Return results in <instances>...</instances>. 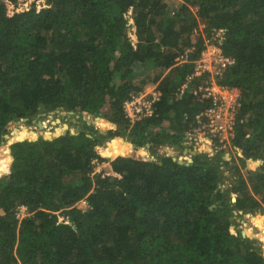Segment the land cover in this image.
Returning a JSON list of instances; mask_svg holds the SVG:
<instances>
[{
	"label": "trees",
	"instance_id": "16d2710c",
	"mask_svg": "<svg viewBox=\"0 0 264 264\" xmlns=\"http://www.w3.org/2000/svg\"><path fill=\"white\" fill-rule=\"evenodd\" d=\"M218 29L235 58L219 82L242 92L230 157L145 160L149 143L156 154L183 147L196 115L213 105L192 92L199 78L182 98L176 90L203 34ZM186 48L189 60L177 62ZM149 84L154 113L131 122L124 102ZM58 109L94 123L74 134L63 124L46 138L54 134L46 116ZM22 118L41 122L38 133L22 127L6 139ZM116 137L130 145L100 147ZM260 210L264 0H0V264H264L235 219ZM253 220L264 243V218Z\"/></svg>",
	"mask_w": 264,
	"mask_h": 264
},
{
	"label": "built area",
	"instance_id": "2783aa9c",
	"mask_svg": "<svg viewBox=\"0 0 264 264\" xmlns=\"http://www.w3.org/2000/svg\"><path fill=\"white\" fill-rule=\"evenodd\" d=\"M130 24V35L136 39L133 19L130 20ZM225 34L226 29L215 30L211 37L203 34L204 48L193 61L192 72L186 76L176 90V97L182 98L191 88L192 82L199 78L201 82L192 89V92L201 100L211 99L213 102L211 107L196 115L198 126L186 131L183 138L186 146L200 147L198 153L209 158L219 155L230 157L233 151L232 139L236 124L240 120L239 112L242 105L241 90L219 82V79L235 63V58L226 54L221 46ZM193 50L194 48H186L180 51L176 61L187 62ZM158 99L156 86L150 84L143 92L133 94L124 102L125 117L131 122H136L152 116L154 103ZM180 157L189 161L186 155ZM82 203L86 204V202Z\"/></svg>",
	"mask_w": 264,
	"mask_h": 264
},
{
	"label": "rangeland",
	"instance_id": "374dc122",
	"mask_svg": "<svg viewBox=\"0 0 264 264\" xmlns=\"http://www.w3.org/2000/svg\"><path fill=\"white\" fill-rule=\"evenodd\" d=\"M30 1H33V0H30ZM204 28H205V24L203 22H200L199 30H198L197 33H195V35L199 34L200 32L202 33ZM149 85H147V86H149ZM67 112L68 111H65L63 109H58L53 114H48L46 116V119H48V122H47V127L45 128V130L51 131L52 133H55L56 132V127H61L64 123H66L68 125V127H69V130L72 131V133H73L75 131V129L77 128V126L84 124L83 123L84 121H86L89 125H92L94 123V120H93L92 116H82V117H80L79 115H77L75 113L70 114V113H67ZM49 115H52V116H49ZM57 119H59L60 122H57ZM20 120H18V121H20ZM18 121H16L14 123L15 126L17 127V129L25 127V128H27L29 130H34V131H36L38 133V126H37L38 124L36 123V120H35V122H32V123H30L29 120H27V121L21 120L20 121L21 123L17 124ZM54 122H56V123H54ZM100 130L102 132L105 131V130H103L101 128H100ZM111 140L124 141L126 144H129L127 142V138L126 137H116V138H107L105 143H104V145L100 146V147H104L105 145H108L109 141H111ZM151 146H152V144L149 143L146 147L141 148V156H143L144 158H147V159H151V160L154 159V160L157 161L158 158H159V155H162V154H160V153L156 154V152L154 153L153 152V148ZM98 150H99V153L103 155V153L100 151V148ZM182 151H186V154H187L186 156H189L190 152H195V154L193 155V156H195L197 154V152H198V151L194 150V147L191 150L189 146L188 147L184 146V147H181V148L178 147L175 150L176 153H180V154H182ZM172 152H174V151H172ZM193 156H192V159L189 160L188 162L186 161V159L183 160L182 157H179L177 160L181 161V162L191 163V162H193ZM105 166H106L105 163L97 164L96 171H100ZM224 170H225V184H226V186H230V184L234 180V177L232 176L231 172L229 171V169H228V167L226 165L224 166ZM79 207L84 209L86 207V205L84 203H80ZM20 214L22 216L24 215V213H22V212ZM256 215L263 216V218H264V212L261 211V210L256 212V213L236 214L235 215V219H236V223L238 224L237 225V230H240L241 232L245 231L247 237H250L252 239H256L258 241L259 245L261 246L262 251L264 253V243H263V241H261L260 230L254 225L255 221L253 220V218ZM60 220L63 221L64 218L60 217Z\"/></svg>",
	"mask_w": 264,
	"mask_h": 264
},
{
	"label": "crops",
	"instance_id": "0c3cea01",
	"mask_svg": "<svg viewBox=\"0 0 264 264\" xmlns=\"http://www.w3.org/2000/svg\"><path fill=\"white\" fill-rule=\"evenodd\" d=\"M181 145L183 147L186 146L184 141L181 142ZM178 147H180V146H178V145H164V146L159 147L157 152L162 154V155L173 156L176 159H178L181 155H186V151H182V154L176 153L175 150ZM186 147H188V146H186ZM190 149L192 150V147H190ZM194 150H197V148L194 147ZM172 151H174V152H172ZM197 154H199V153L197 152ZM182 163H186V162H182Z\"/></svg>",
	"mask_w": 264,
	"mask_h": 264
},
{
	"label": "water",
	"instance_id": "95a60500",
	"mask_svg": "<svg viewBox=\"0 0 264 264\" xmlns=\"http://www.w3.org/2000/svg\"><path fill=\"white\" fill-rule=\"evenodd\" d=\"M67 113H70V114H73L74 112L73 111H68ZM64 114V113H63ZM21 120H23V121H27V120H29L28 118H22ZM20 120V121H21ZM58 121L57 122H60V120L59 119H57ZM20 121H18L17 122V124H20L21 122ZM33 122H35V120L33 121ZM64 125H67L66 123H64ZM15 124L13 125V126H11V129H12V133L11 134H6L5 135V138L6 139H9L13 134H14V132H15V130H17V127L15 126ZM38 127H41V122H38ZM67 129L69 130V127H68V125H67V128L63 131V132H67ZM78 129V127L75 129V131ZM70 131V130H69ZM74 131V132H75ZM74 132L72 133V131H70V133L71 134H74ZM42 133V132H41ZM101 133H103V134H106L107 132H105V131H101ZM57 134L56 133H54V134H52V135H50V136H47V135H45V137L46 138H49V139H52V138H54L55 136H56ZM145 160H148L147 158H144ZM174 159L175 160H177L175 157H174ZM152 161H156V160H154V159H152ZM179 163H182L181 161H179ZM235 200V199H234ZM212 207H214V205L212 206ZM242 235L243 236H246V233H245V231H243L242 232Z\"/></svg>",
	"mask_w": 264,
	"mask_h": 264
},
{
	"label": "bare ground",
	"instance_id": "6f19581e",
	"mask_svg": "<svg viewBox=\"0 0 264 264\" xmlns=\"http://www.w3.org/2000/svg\"><path fill=\"white\" fill-rule=\"evenodd\" d=\"M23 128H25V127H23ZM18 131H19V129L15 130V133L18 132Z\"/></svg>",
	"mask_w": 264,
	"mask_h": 264
}]
</instances>
